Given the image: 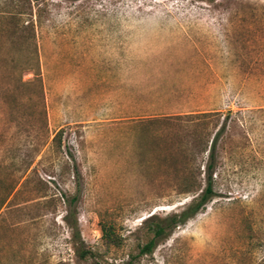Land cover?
<instances>
[{"label": "rangeland", "instance_id": "rangeland-1", "mask_svg": "<svg viewBox=\"0 0 264 264\" xmlns=\"http://www.w3.org/2000/svg\"><path fill=\"white\" fill-rule=\"evenodd\" d=\"M229 110L215 197L140 254ZM131 259L264 264V0H0V264Z\"/></svg>", "mask_w": 264, "mask_h": 264}, {"label": "trees", "instance_id": "trees-1", "mask_svg": "<svg viewBox=\"0 0 264 264\" xmlns=\"http://www.w3.org/2000/svg\"><path fill=\"white\" fill-rule=\"evenodd\" d=\"M208 110L189 111L184 114L173 116L178 118H186L189 122H194L198 119L207 118L213 115ZM233 110H229L228 115L225 117L223 124L214 133L213 137L206 141V146L201 148L202 163L198 165L197 169H192L190 172H184L185 183L180 186L179 193L182 194H193V198L181 211L169 213L162 217L159 215L152 214L146 218L147 226L152 231V237L140 247V254H146L153 251L159 239L170 234L177 226L186 223L188 220L196 216L201 212L208 202H210L216 195L215 191V173L218 167L219 157V143L222 134L227 129L229 117L233 114ZM236 114L242 115L244 112L238 110ZM198 153H193L190 158L197 161ZM207 153V155H206ZM16 189V185L13 187L12 192ZM69 219L68 216H66ZM70 221V220H69ZM73 227L75 228V236L80 237L78 232V222L75 218L73 221ZM101 231L103 238L108 243H116L118 235L111 224L102 223ZM89 253L88 251H82V254ZM125 264H133V260H129Z\"/></svg>", "mask_w": 264, "mask_h": 264}, {"label": "bare ground", "instance_id": "bare-ground-1", "mask_svg": "<svg viewBox=\"0 0 264 264\" xmlns=\"http://www.w3.org/2000/svg\"><path fill=\"white\" fill-rule=\"evenodd\" d=\"M174 206V205H173ZM173 208V207H172ZM171 209V208H170Z\"/></svg>", "mask_w": 264, "mask_h": 264}]
</instances>
